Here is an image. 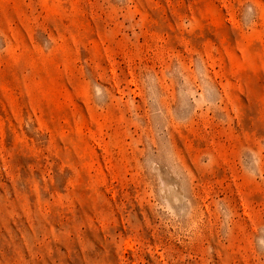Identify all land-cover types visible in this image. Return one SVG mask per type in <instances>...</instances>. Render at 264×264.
I'll list each match as a JSON object with an SVG mask.
<instances>
[{
  "label": "rangeland",
  "instance_id": "1",
  "mask_svg": "<svg viewBox=\"0 0 264 264\" xmlns=\"http://www.w3.org/2000/svg\"><path fill=\"white\" fill-rule=\"evenodd\" d=\"M0 264H264V0H0Z\"/></svg>",
  "mask_w": 264,
  "mask_h": 264
}]
</instances>
